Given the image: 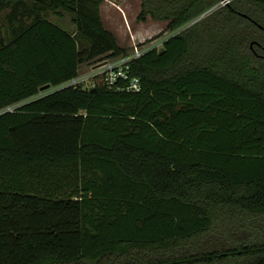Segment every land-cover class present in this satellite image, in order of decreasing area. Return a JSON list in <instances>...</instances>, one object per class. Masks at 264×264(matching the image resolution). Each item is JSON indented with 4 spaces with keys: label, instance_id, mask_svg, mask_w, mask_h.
I'll use <instances>...</instances> for the list:
<instances>
[{
    "label": "trees",
    "instance_id": "obj_1",
    "mask_svg": "<svg viewBox=\"0 0 264 264\" xmlns=\"http://www.w3.org/2000/svg\"><path fill=\"white\" fill-rule=\"evenodd\" d=\"M28 1L74 32L0 31V111L22 103L0 113V264H264V0H139L170 31L207 15L131 64L137 93H46L128 50L103 0Z\"/></svg>",
    "mask_w": 264,
    "mask_h": 264
},
{
    "label": "rangeland",
    "instance_id": "obj_2",
    "mask_svg": "<svg viewBox=\"0 0 264 264\" xmlns=\"http://www.w3.org/2000/svg\"><path fill=\"white\" fill-rule=\"evenodd\" d=\"M32 3L33 1L28 0L12 3L0 1V31L8 40L19 32L16 27L19 26L22 29L24 24H28L36 17L46 18L66 31L74 32V26L71 23L72 15L68 13L58 15L51 11L38 14L33 11ZM139 11V0H103L100 7L104 26L116 35L119 45L128 51L133 48V44L140 46L143 45L142 43L160 42L181 30L170 31L166 29L167 22L149 18L144 22H138L136 17ZM76 40L80 49L90 46L89 41L78 35ZM82 71L83 68L80 69V72ZM52 90L55 88H49L45 92Z\"/></svg>",
    "mask_w": 264,
    "mask_h": 264
},
{
    "label": "built area",
    "instance_id": "obj_3",
    "mask_svg": "<svg viewBox=\"0 0 264 264\" xmlns=\"http://www.w3.org/2000/svg\"><path fill=\"white\" fill-rule=\"evenodd\" d=\"M231 1L232 0H220L217 5L213 6L208 11V14L212 11H215L219 7L229 4ZM205 15H207V13L201 15L198 19L181 28L179 31H182L195 22L201 20ZM165 40L160 42L154 41L151 43H142L143 45L140 46L133 44V48L124 54L100 57L83 63L78 67L76 75L73 78L62 83L55 89L71 87L87 90L101 85L107 90L114 92L137 93L141 89V83L139 78L132 74L131 64L135 60L141 58L145 53L161 49ZM82 68L83 71L80 72V69ZM21 104L22 103H16L12 106H8L0 111V113H13Z\"/></svg>",
    "mask_w": 264,
    "mask_h": 264
},
{
    "label": "water",
    "instance_id": "obj_4",
    "mask_svg": "<svg viewBox=\"0 0 264 264\" xmlns=\"http://www.w3.org/2000/svg\"><path fill=\"white\" fill-rule=\"evenodd\" d=\"M244 16H245V15H244ZM161 50H162V49H160V51H161ZM46 89H47V88H43L42 91H43V90H46Z\"/></svg>",
    "mask_w": 264,
    "mask_h": 264
},
{
    "label": "crops",
    "instance_id": "obj_5",
    "mask_svg": "<svg viewBox=\"0 0 264 264\" xmlns=\"http://www.w3.org/2000/svg\"><path fill=\"white\" fill-rule=\"evenodd\" d=\"M102 5V4H101ZM101 7V6H100ZM102 12V11H101ZM102 16V15H101ZM102 18V17H101ZM103 20V19H102Z\"/></svg>",
    "mask_w": 264,
    "mask_h": 264
}]
</instances>
